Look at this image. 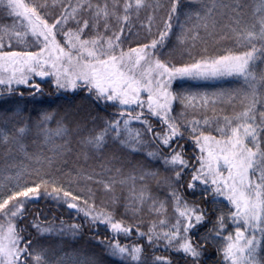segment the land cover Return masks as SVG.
Segmentation results:
<instances>
[{
  "label": "snow or ice",
  "instance_id": "1",
  "mask_svg": "<svg viewBox=\"0 0 264 264\" xmlns=\"http://www.w3.org/2000/svg\"><path fill=\"white\" fill-rule=\"evenodd\" d=\"M57 3L61 5L60 15L50 18L48 8L56 7ZM169 4V13L157 38L125 50L121 37L133 15L138 18L141 11L151 7L149 0H77L75 5L71 0H52L51 5L48 0H0V12L13 21L11 29L0 28V85L11 91L14 83L27 85L33 75L53 77L60 89L82 88L98 102L118 107L116 118L107 121L99 133L84 143L100 148L111 136L132 151L151 144L156 150L148 155L162 159L163 164L175 172L176 181L191 167L188 189L203 185L205 198L209 193L214 200L223 198L228 208L227 214L221 212L217 217L210 235L201 240L222 242L218 249L222 264H264V68H261L264 65V0H257L250 20L245 19L246 0H203L201 10L188 16L186 23L191 27L179 38L180 42L187 47V39L204 42L218 33L220 39L233 40L234 48L200 59L189 52L193 62L180 66L159 58V51L171 33L180 0H169ZM113 18L118 30L110 24ZM153 19L149 15L147 23L142 25L149 32ZM70 22L76 25L75 29L67 27ZM88 32L95 34L89 36ZM109 32L111 34L106 35ZM29 41L35 50L15 48ZM221 78L238 79L243 87L211 94H183L171 90L177 79ZM177 102L184 111L173 115V105ZM235 102L241 109L232 115L190 120L186 116L189 110L195 113L210 108L215 113L218 103L234 107ZM153 118L161 125L158 131L151 123ZM51 119L46 114L36 125L45 142H54V137L66 141V127L61 124L55 130L46 127ZM133 121L142 127H133ZM28 131L26 127L12 131L0 129V144L19 145ZM185 132L198 152L196 163L191 166L184 158V145L179 143ZM67 148V142L57 145L52 149L53 157L28 156L26 152L25 155L41 166L35 169L39 175L45 164L51 166L54 158ZM162 148L168 150L167 156L161 155ZM20 149L24 151L23 145ZM25 172L7 177L16 183L9 188L6 198L0 195V264H53L46 252L32 248V242L26 240L21 235L22 229L17 227L25 216L26 204L39 200L42 195L82 214L93 226L105 225L115 234L108 245L110 254L126 264H149L142 257V246L121 245L117 239L120 235L130 237L133 231L154 247L163 245L164 251L182 253L190 258L191 264H200L203 245L194 243L191 234L205 222L206 213L198 206L189 205L178 191L169 194L174 222L161 219L143 232L140 223L125 224L110 212L98 210L91 188L86 194H78L55 186L54 180L42 179L39 183L24 180ZM79 175L87 182L101 184L106 191H112L116 183L111 178L94 180L91 174ZM127 179L132 184L126 209L133 215L149 201L150 211L160 214L165 210L164 202L149 196L146 189L137 193L136 177ZM49 184L53 185L51 191L47 190ZM229 225L233 231L227 230ZM33 227L41 232L53 230L51 227L42 229L37 223ZM80 227L73 224L68 230L76 233ZM150 264H171V260L154 256Z\"/></svg>",
  "mask_w": 264,
  "mask_h": 264
},
{
  "label": "trees",
  "instance_id": "2",
  "mask_svg": "<svg viewBox=\"0 0 264 264\" xmlns=\"http://www.w3.org/2000/svg\"><path fill=\"white\" fill-rule=\"evenodd\" d=\"M48 3L51 5L52 0H48ZM71 3L75 5L77 0H71ZM149 3L151 7L141 11L138 18L133 15L131 23L121 37L125 50L150 43L163 29V21L167 18L170 10L169 0H149ZM246 3L248 6L245 9V19L250 20L252 9L257 0H246ZM202 6L203 0H180L177 13L172 19L171 33L159 51V58L162 61L180 66L193 62L188 55L189 52L195 59H200L202 56H217L229 48H234L233 40L220 39L218 33L215 37H209L204 42H193L191 39H187V47L180 42L179 38L191 27L190 23H186L188 16L200 11ZM61 10L59 3L54 8L49 7V17L59 16ZM149 15L154 17L151 32L142 26L147 23ZM110 24L114 30H118L119 26L114 18L110 20ZM12 25L13 21L7 18L5 13L0 12V28L11 29ZM67 27L75 29L76 25L70 22ZM94 34V32H88L89 36ZM110 34V32L106 33V35ZM15 48L17 50L29 48L35 50L30 41L15 45ZM261 68H264V65H261ZM34 84L38 86V90L37 86H33ZM242 87V82L235 78H225L214 82H193L189 79H178L173 81L171 90L173 93L211 94L234 91ZM11 88L12 90L9 91L5 85H0V129L12 131L18 127H26L30 131L21 138L19 145L0 144V195L6 198L10 194L9 188L16 183L14 179L9 180L7 177H15L17 172L27 170L24 180L36 183L42 179L54 180L55 186L70 189L78 194H86L87 189L91 188L98 210L103 209L110 212L116 220H123L125 224L140 223V230L147 232L153 222L158 223L161 219L167 218L170 223L174 222L175 212L169 194L176 190L189 205L198 206L206 213L205 222L191 234L194 243L203 245L200 264H207L216 259L222 264V256L218 251L222 242L212 239L203 242L201 237L210 235V230L216 225L217 217L221 212L227 214L228 208L225 206L227 202L223 198L214 200L210 193L205 200L203 185L198 184L195 190H189L187 185L191 180V167L183 173L179 181H176L175 172L166 167L162 159L148 155V152L156 150L151 144L143 147L140 151H132L122 146L118 140L112 139L111 136L106 138L100 148L84 143L89 137L99 133L107 121L115 119L119 109L110 104L98 102L94 96L89 95L82 88L60 89L56 86L53 77L41 78L35 75L31 77L27 85L14 83ZM173 108V115L184 111L183 106L178 102L173 105ZM240 109L241 105L238 102H235L234 107L218 103L215 113L210 108L195 113L189 110L186 116L189 120L193 117L202 119L204 116L213 118L214 116L232 115L234 111ZM46 114L52 117L46 124L47 128L55 130L57 125L61 124L68 129L66 141L60 137H54V142H45L43 134L36 125ZM151 123L157 131L160 130L161 125L154 118ZM132 126L142 127L135 121ZM65 142H67L68 148L54 158L51 166L45 164L40 174L37 175L35 169L41 166L34 160L28 159L25 152L28 156L42 154L53 157L52 149ZM179 143L184 145V158L189 162V165L195 164V156L198 152L187 132H185L184 138L179 140ZM20 145H23L24 151H21ZM161 155L167 156L168 150L162 148ZM117 169L120 171L117 172ZM84 173L93 175L94 180L114 179L116 183L113 190L106 191L99 183L83 180L79 174ZM153 173L156 175L153 176ZM129 176L137 178L135 184L137 193L142 188L146 189L149 196L156 198L158 202H164L165 210L160 214L150 211L151 201L142 205L141 211L135 215L131 210L126 209L132 184V181L127 179ZM141 176L144 177L143 180L139 179ZM122 180L125 183H120ZM52 186L49 184L47 190L51 191ZM12 190L19 189L13 188ZM41 191L43 192L44 189L42 188ZM34 223L39 224L42 229L51 227L53 230L41 232L33 227ZM73 224L81 226L76 233L68 230V227ZM17 227L22 229L21 235L32 242V248L46 252L53 264H59L61 261L63 264H126L125 261L110 254L108 245L112 242L115 234L109 231L105 225L93 226L85 221L82 214H77L75 210L68 209L62 202L47 196L42 195L39 200L26 204L25 216L18 222ZM227 230L233 231L231 225ZM196 234L198 236L194 239ZM117 239L121 245L142 246V257L147 259L149 264L154 256L167 257L171 260V264H191L190 258L183 256L182 253L164 251L163 245L154 247L145 238L136 235L135 231L130 237L120 235Z\"/></svg>",
  "mask_w": 264,
  "mask_h": 264
},
{
  "label": "rangeland",
  "instance_id": "3",
  "mask_svg": "<svg viewBox=\"0 0 264 264\" xmlns=\"http://www.w3.org/2000/svg\"><path fill=\"white\" fill-rule=\"evenodd\" d=\"M221 79H225V78H221ZM179 80H182V79H179ZM186 80H188V79H186ZM189 80H191L193 82H214V81H217V80H220V79H209V80H192V79H189Z\"/></svg>",
  "mask_w": 264,
  "mask_h": 264
},
{
  "label": "flooded vegetation",
  "instance_id": "4",
  "mask_svg": "<svg viewBox=\"0 0 264 264\" xmlns=\"http://www.w3.org/2000/svg\"><path fill=\"white\" fill-rule=\"evenodd\" d=\"M204 196V195H203ZM204 198H205V196H204ZM207 198H205V200H206ZM198 235L196 234L195 236H194V239L197 237ZM207 264H220L218 261H217V259L216 260H211L209 263H207Z\"/></svg>",
  "mask_w": 264,
  "mask_h": 264
},
{
  "label": "water",
  "instance_id": "5",
  "mask_svg": "<svg viewBox=\"0 0 264 264\" xmlns=\"http://www.w3.org/2000/svg\"><path fill=\"white\" fill-rule=\"evenodd\" d=\"M33 86H34V87H36L37 85H36V84H34ZM38 89H39V88H38Z\"/></svg>",
  "mask_w": 264,
  "mask_h": 264
}]
</instances>
